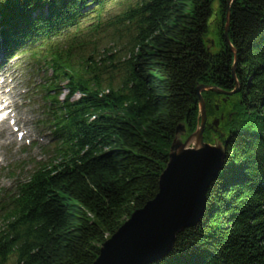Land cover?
<instances>
[{
    "label": "trees",
    "instance_id": "trees-1",
    "mask_svg": "<svg viewBox=\"0 0 264 264\" xmlns=\"http://www.w3.org/2000/svg\"><path fill=\"white\" fill-rule=\"evenodd\" d=\"M228 8L240 91L218 111L201 94L223 168L200 222L152 264H264V0H0V52L42 77L55 157L0 191V264H93L156 196L176 128L199 125L197 87H234Z\"/></svg>",
    "mask_w": 264,
    "mask_h": 264
},
{
    "label": "water",
    "instance_id": "water-1",
    "mask_svg": "<svg viewBox=\"0 0 264 264\" xmlns=\"http://www.w3.org/2000/svg\"><path fill=\"white\" fill-rule=\"evenodd\" d=\"M228 17L229 8L224 39L233 54V89L224 91L211 86L197 87L199 125L189 136L183 125L176 128L168 162L159 178L158 193L141 209L133 212L102 245L93 264H152L172 251L181 232L200 222L205 210L207 191L221 172L226 156L223 143L219 140H215L212 145L203 142L207 117L201 94L211 92L230 98L240 91L235 74L237 53L227 35ZM218 124L219 120L212 122L215 128Z\"/></svg>",
    "mask_w": 264,
    "mask_h": 264
},
{
    "label": "rangeland",
    "instance_id": "rangeland-1",
    "mask_svg": "<svg viewBox=\"0 0 264 264\" xmlns=\"http://www.w3.org/2000/svg\"><path fill=\"white\" fill-rule=\"evenodd\" d=\"M217 25V21L211 23L210 31L206 36L207 43L213 48V51L217 50L218 44ZM108 43L111 45V40H106L104 45L106 46ZM102 47L100 46L99 48ZM112 47L115 48V45ZM1 60H3V57L0 52ZM13 62L15 64L7 65L6 62L4 63L6 67L0 70V77L6 76L3 88L6 89L8 101H10L8 103L9 107L15 110L17 114L21 124L19 129H22L24 136L22 138L18 137L9 125V127L6 125L1 128L2 124H0V191L5 190L6 192L13 190L17 183L27 179L29 173L36 169L37 166L50 165L55 161L51 132L44 128L45 125H42L48 120L43 109L44 102L41 98L38 99V93H34V89H36L35 83H41L43 79L36 74L31 75L28 72L25 60H22V58L19 57V60H14ZM34 79L36 80L34 81ZM66 93L64 91L60 99ZM220 97H213V100L219 99L220 103H215L219 107L221 104H225L232 96L230 98ZM224 100L226 101L225 103ZM219 119H222V116L220 118L213 116L210 123L212 124L214 120ZM219 124L217 128L219 126L224 127V121ZM203 142L208 143L204 140ZM213 142L208 144L212 145L214 144Z\"/></svg>",
    "mask_w": 264,
    "mask_h": 264
},
{
    "label": "bare ground",
    "instance_id": "bare-ground-1",
    "mask_svg": "<svg viewBox=\"0 0 264 264\" xmlns=\"http://www.w3.org/2000/svg\"><path fill=\"white\" fill-rule=\"evenodd\" d=\"M1 69H4V67H1L0 68V70ZM5 75H3L1 78H0V90L4 87V85H5V82H6V80H5ZM3 95L2 96H0V105L1 104H3ZM12 118H14V119H16V121L17 120H19L17 117H16V115L14 114V113H12L7 119H6V121L2 124L3 126H2V128L4 127V126H6L7 125V121H9L10 119H12ZM7 127H9V126H7ZM19 127H20V125H19ZM13 132H16L17 131V129H11ZM185 140V139H184ZM223 146H224V144H223ZM225 149V148H224Z\"/></svg>",
    "mask_w": 264,
    "mask_h": 264
},
{
    "label": "flooded vegetation",
    "instance_id": "flooded-vegetation-1",
    "mask_svg": "<svg viewBox=\"0 0 264 264\" xmlns=\"http://www.w3.org/2000/svg\"><path fill=\"white\" fill-rule=\"evenodd\" d=\"M223 97V96H221ZM215 110L218 111L219 110V105H215Z\"/></svg>",
    "mask_w": 264,
    "mask_h": 264
}]
</instances>
